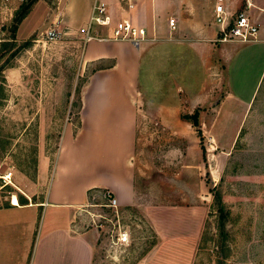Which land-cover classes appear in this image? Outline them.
<instances>
[{
    "label": "crops",
    "instance_id": "crops-1",
    "mask_svg": "<svg viewBox=\"0 0 264 264\" xmlns=\"http://www.w3.org/2000/svg\"><path fill=\"white\" fill-rule=\"evenodd\" d=\"M93 1L57 0L60 18L54 15L51 23L82 29ZM100 1L110 24L94 28L82 46L81 64L90 72L81 89L78 125L62 135L43 199L0 207V264H94L95 236L77 231L73 213L98 191L109 193L117 207L139 209L154 234L156 243L136 264L193 262L205 218L202 202L148 190L150 184L173 185L136 175L137 124L162 126L168 141L180 143L183 172L195 165L190 157L198 152L195 130L181 116L197 110L201 137L213 142L223 115L238 114L237 130L264 71V0H254L250 17L258 32L247 44L217 41L212 0H139L128 11L115 0ZM45 11L43 1L34 3L17 26V37H29L35 30L30 19L36 17V23ZM122 20L144 30L137 45L110 40ZM22 31L26 34L19 37ZM254 69V81H247ZM172 174H166L169 181Z\"/></svg>",
    "mask_w": 264,
    "mask_h": 264
},
{
    "label": "rangeland",
    "instance_id": "rangeland-1",
    "mask_svg": "<svg viewBox=\"0 0 264 264\" xmlns=\"http://www.w3.org/2000/svg\"><path fill=\"white\" fill-rule=\"evenodd\" d=\"M32 1H43L45 14L36 23L32 16L35 30L29 37L19 39L15 32L13 45L10 27L20 3H0V45H8L7 52L0 51V66H7L4 84L0 79V207L13 197L17 204L43 199L62 135L78 125L81 89L90 72L81 64L84 34L78 29L58 23L56 40L43 37L53 28L54 15L59 17L57 0H24ZM255 73L247 81H254ZM207 111L213 114L212 108ZM237 118L236 113L221 117L215 142L202 137L204 162L196 138L198 155L190 157L195 165L186 172L180 143L168 141L162 126L137 124L136 175L173 185L172 190L150 184L148 190L175 191L180 201L204 207L192 264H264V71L236 130ZM170 152L176 157H166ZM170 171L173 181L166 176ZM73 221L77 231L95 236L94 264H136L156 243L139 209L117 204L111 209L99 191L90 192Z\"/></svg>",
    "mask_w": 264,
    "mask_h": 264
},
{
    "label": "built area",
    "instance_id": "built-area-1",
    "mask_svg": "<svg viewBox=\"0 0 264 264\" xmlns=\"http://www.w3.org/2000/svg\"><path fill=\"white\" fill-rule=\"evenodd\" d=\"M22 4L24 0H0L6 6L9 2ZM139 0H115L121 11L131 10ZM255 9L254 0H212L210 19L218 32L217 41L220 43L236 42L241 44L251 43L255 40L258 26L252 21L250 12ZM58 21L52 22V29L43 33L46 41H54L58 38L59 32L56 30ZM110 24V17L106 5L100 0H94L90 6L85 26L79 29L84 34L83 43L92 39L93 27H107ZM168 27L174 29V21H168ZM144 38V30L134 28L128 21L122 20L116 24L111 32L110 40L127 41L137 45ZM103 197L107 201V206L116 208L115 200L109 193L105 192ZM9 205L16 207L10 199Z\"/></svg>",
    "mask_w": 264,
    "mask_h": 264
},
{
    "label": "trees",
    "instance_id": "trees-1",
    "mask_svg": "<svg viewBox=\"0 0 264 264\" xmlns=\"http://www.w3.org/2000/svg\"><path fill=\"white\" fill-rule=\"evenodd\" d=\"M35 1H32V2H24L22 4L19 5V7L17 8V12H14L13 14V20H12V25L10 27V35H11V38H10V41L13 44H15V32H16V29H17V26L19 25V23L21 22V20L27 15V13L30 11V8L32 7V5L34 4ZM3 43V42H2ZM0 45V51H6V47L8 46L7 44H2ZM28 42H25L24 44H27ZM10 46V45H9ZM21 47H24L22 45H20ZM7 52V51H6ZM4 54V53H3ZM3 54H0V57L3 56ZM7 68V66L3 67V66H0V79H1V83L4 84V78L1 76L2 74V71L3 69ZM3 91V86L0 87V93H2ZM197 117H198V112L197 110H195L193 112V114L189 115V116H181V118L183 120H186V121H189V123L191 124V126L194 128L195 130V134H196V138L198 139V144H199V149L201 151V158H202V161L204 162V149H203V146H202V137H201V133H200V130H199V125H198V121H197Z\"/></svg>",
    "mask_w": 264,
    "mask_h": 264
},
{
    "label": "bare ground",
    "instance_id": "bare-ground-1",
    "mask_svg": "<svg viewBox=\"0 0 264 264\" xmlns=\"http://www.w3.org/2000/svg\"><path fill=\"white\" fill-rule=\"evenodd\" d=\"M11 200H12L13 204L18 205L16 200L14 201L12 198H11Z\"/></svg>",
    "mask_w": 264,
    "mask_h": 264
}]
</instances>
